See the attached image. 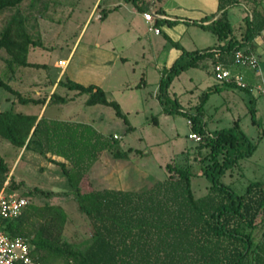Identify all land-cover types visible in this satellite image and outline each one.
Segmentation results:
<instances>
[{
  "label": "rangeland",
  "instance_id": "374dc122",
  "mask_svg": "<svg viewBox=\"0 0 264 264\" xmlns=\"http://www.w3.org/2000/svg\"><path fill=\"white\" fill-rule=\"evenodd\" d=\"M215 2L134 0L122 8V18L100 19L109 0H25L18 8L0 15V31L11 18L21 17L33 41L41 44L29 47L27 61L39 66H14L10 70L6 63L9 57L4 50H0V76L26 98L48 99V91L60 75L63 81L99 85L107 99L119 105L122 117L117 116L110 106H87L86 95H77L75 91L60 86L57 94L69 100L66 103L52 102L46 110L47 117L77 121L104 134L113 146L124 151L132 149L123 159L113 158L110 148L99 153L100 161L87 172L88 181L95 189L119 187L128 191H144L167 177L165 166L169 162L185 164L186 153L182 152L189 151V158L196 156L198 142L188 139L192 132L187 124L188 115L199 113V122L210 133L237 123L256 149L251 156L241 159L228 170L221 182L235 194L242 195L248 184L264 183V95L224 85L206 70L191 68L174 78L165 101V106L169 108L178 102L187 115L166 113L156 93L161 75L167 71L163 59L171 44L178 42V46L192 52L217 45L218 41L208 30L185 22L171 25L159 23L154 27L160 33L156 35L158 33L150 30L151 26L142 17L143 12L150 13L151 7L155 11L162 7L171 16L197 17L199 13L213 11ZM241 7L231 8L228 13L236 37L242 33L241 19L246 14L243 5ZM247 8L251 10L252 5H247ZM117 33L123 34L122 42H109L108 36ZM258 40L264 49V34ZM135 44L144 48L145 58L129 55L125 62L117 59L106 63L96 49L99 45L104 52L110 53L113 49L115 54H121L125 48ZM62 60H67L64 67ZM263 66L264 62H261V68ZM242 71H245L248 80L258 79L257 73ZM142 79L144 82L141 83ZM208 90L212 91L202 108L198 109ZM39 105L19 104L13 95L0 88V111L12 108L15 112L36 113ZM205 153L206 149L201 151V154ZM48 155L43 157L25 152L0 138V156L9 168L8 180L20 184L14 192L24 197L28 205L54 204L61 207L67 216L65 240L84 248L90 243L91 228L86 217L78 211L72 196L45 198L28 195L34 188L72 190L60 167L48 161L51 157ZM54 158L63 161L62 158ZM67 166L70 168L69 163ZM194 170L197 175L192 178L191 188L194 197L199 198L208 193L210 184L200 175L196 163Z\"/></svg>",
  "mask_w": 264,
  "mask_h": 264
},
{
  "label": "trees",
  "instance_id": "16d2710c",
  "mask_svg": "<svg viewBox=\"0 0 264 264\" xmlns=\"http://www.w3.org/2000/svg\"><path fill=\"white\" fill-rule=\"evenodd\" d=\"M24 1L0 0V15L18 8ZM216 3L214 15L189 23L208 30L218 44L192 52L182 50L180 57L161 75L158 98L166 113L186 114L178 102L171 108L165 106L168 88L175 77L191 68H210L211 72L217 62L214 51L220 53V61L230 65L235 51L253 52L255 39L264 33V0H216ZM241 5L246 14L237 39L228 13ZM247 5H252V9ZM40 45L33 41L21 17L11 18L0 31V50L8 55L6 63L10 70L14 66H39L29 63L27 54L29 47ZM57 85L86 95L87 106H110L117 116H123L119 105L108 100L105 92L95 85L83 86L62 79ZM0 88L22 105H44L47 101L23 97L1 76ZM210 91L203 95L198 109ZM66 101L55 92L48 99V103ZM199 115H188L191 131L201 137L195 148L196 156L189 158V151L182 152L186 153L185 164H166L167 177L147 190L122 191L93 188L87 172L107 148L113 150L115 159L128 157L131 148L122 151L109 138L81 123L38 119L37 115L15 112L12 108L0 111L1 139L20 150L63 159L60 162L49 157L48 161L60 167L72 190L34 188L28 195L72 196L91 228L90 243L80 248L64 238L67 216L61 207L29 204L21 216L5 223L7 231L11 236L26 238L31 258L40 264H264V183H250L242 195H237L221 182L228 170L254 153L256 145L237 123L206 132ZM204 149L206 153L201 154ZM195 163L210 184L208 193L199 198L194 197L191 188L192 178L197 175ZM8 172L0 156V190L7 182V192H14L20 184L8 180Z\"/></svg>",
  "mask_w": 264,
  "mask_h": 264
},
{
  "label": "built area",
  "instance_id": "2783aa9c",
  "mask_svg": "<svg viewBox=\"0 0 264 264\" xmlns=\"http://www.w3.org/2000/svg\"><path fill=\"white\" fill-rule=\"evenodd\" d=\"M143 17L146 22L153 23L156 16L150 11V13L143 14ZM152 29L155 33L159 32L156 28L151 27L150 30ZM214 56L217 58V62L212 66L211 74L216 81L222 84L234 85L240 89L252 90L245 82L243 75L235 69L256 71L260 62L256 53L237 50L233 53V62L230 65H225L220 61L218 51H214ZM255 88L264 93L263 88L259 86ZM187 124L191 127L189 120ZM188 138L195 142L201 141V137L194 132H190ZM6 185L7 182L0 190V264H40L31 258L27 239L20 236H11L6 229L5 223L21 216L28 205V201L21 195L15 192H7Z\"/></svg>",
  "mask_w": 264,
  "mask_h": 264
},
{
  "label": "crops",
  "instance_id": "0c3cea01",
  "mask_svg": "<svg viewBox=\"0 0 264 264\" xmlns=\"http://www.w3.org/2000/svg\"><path fill=\"white\" fill-rule=\"evenodd\" d=\"M98 0H96V2H97ZM125 1V3H123ZM129 1H131V2H133L132 0H109V3L107 4V9H103V10H106V11H103V14H102V16L100 17V19H102V18H104V19H108L109 17H113L114 19L115 18H122L123 16V14H122V12H123V9L125 8V6H126V4L128 5V3H129ZM239 8H242L241 6H238ZM123 8V9H122ZM245 9V8H244ZM150 11H152L155 15H157L155 18H154V20H153V23L151 22V23H149V22H146L145 20H144V17H143V14H145V13H148V12H143L142 13V17H143V20H144V22L145 23H147V24H149L151 27H155L157 24H159V23H163V22H166L167 23V25H171V24H174V23H176V22H185V23H189V22H191L192 20H199V19H201V18H203V17H205V16H211V15H214L216 12H217V3L215 2V9L213 10V11H211L210 13L208 12H205V13H199V15H197V17H191V16H188V17H186V16H182V15H174V16H171V15H169L167 12H166V10H164L162 7L161 8H159L157 11H155V10H153L152 9V7L150 8ZM106 12H107V14H106ZM122 14V15H121ZM112 18V19H113ZM175 20H178V21H175ZM230 20V19H229ZM241 21H242V19H241ZM231 22V21H230ZM191 24V23H190ZM205 24H207V23H205ZM232 24V23H231ZM122 33V32H121ZM121 33H117V34H111L110 36L111 37H109L108 36V41L110 42V41H112V42H116V43H120V42H122V36H123V34H121ZM160 33H158V34H156V35H159ZM262 34H264V33H262ZM110 38V39H109ZM237 39L239 38V37H236ZM260 38V36H258L256 39H255V41H254V53H256L258 56H259V59H260V61L261 62H264V49H262L263 48V46H261L260 44H259V39ZM124 41H125V38H124ZM176 44V45H175ZM177 44H178V42H174L173 44H171V46H170V49L168 50V52L166 53V55H165V57H164V59H163V66H164V69L165 70H168L172 65H173V63L180 57V55H181V53H182V50H185L184 48H182V46H177ZM215 46V45H214ZM204 48H207V47H204ZM204 48H202V49H204ZM96 49H97V54L98 55H100L103 59H105L106 60V63H113V62H115V60H117V59H120L121 61H123V62H125V61H127L128 60V56L129 55H135V56H137V57H142V58H145L144 56H145V53H144V48L142 47V46H139L138 44H135V46L133 45V46H130L129 48H125L124 49V53H121V54H115V51L113 50V49H111V52L109 53L108 51H106V52H104L103 50H100V47H99V45H96ZM198 50H201V49H198ZM256 50V51H255ZM185 51H187V52H190V51H188V50H185ZM258 51L260 52V53H258ZM261 62H259V68L256 70V71H253V72H255V73H257L258 75V79L257 80H248L247 78H248V76L245 74V71L243 72L242 70H244V69H239V70H236L235 69V71H238V72H240L242 75H243V77H244V80H245V82L248 84V86H249V88H252V90L251 91H249L248 89H241V90H244V91H247V92H249V93H252V92H255V93H258V94H260V95H264V93H262L261 91H259V90H257L255 87L256 86H259L260 88H263L264 89V80H263V74H264V66L261 68ZM105 63V62H104ZM61 65L64 67V66H66L67 65V60H62L61 61ZM158 66V64H156V67ZM204 70H206L208 73H210L211 74V72H210V68H208V69H204ZM245 70H247V69H245ZM248 71H250V70H248ZM66 72H64V74H65ZM61 76L59 75V76H57L56 78H55V80H54V82H53V84L51 85V87H50V89H49V91H48V93H49V97H50V95L52 94V93H56L57 94V90H58V88L60 87V86H58L57 84H58V82H59V80L60 79H62V78H60ZM178 77V76H177ZM176 78V77H175ZM174 80V79H173ZM173 80H172V82H173ZM72 81V80H71ZM73 82H75V81H73ZM142 82H144V79H142L141 80V83ZM76 83H78V82H76ZM140 83V84H141ZM80 84V83H79ZM172 84V83H171ZM82 85V84H81ZM89 85H95V86H97V87H99L100 88V86L99 85H97V84H93V83H91V84H89ZM224 85H227V84H224ZM83 86H86V85H83ZM88 86V85H87ZM227 86H231V85H227ZM231 87H235V86H231ZM237 88V87H236ZM102 89V88H101ZM238 89H240V88H238ZM103 90V89H102ZM168 90H169V88H168ZM169 92V91H168ZM77 94V93H76ZM158 95H159V86H158V92L156 93V97L158 98ZM60 96V95H59ZM49 97H48V99H49ZM61 97H63V96H61ZM66 99H67V101L69 100L67 97H65ZM48 99H47V101H46V103L44 104V105H39L40 106V108H39V110L36 112V113H29V114H32V115H37V117H38V119H40L41 117H44V118H46V119H49V120H58V121H70V122H77V121H73V120H70V119H67V120H59V119H57V118H55V117H47L45 114H46V110H47V107L49 106V104L50 103H48ZM66 101V102H67ZM52 103V102H51ZM199 105V104H198ZM95 106V105H94ZM181 107V106H180ZM182 108V107H181ZM183 110V109H182ZM25 114V113H24ZM28 114V113H27ZM190 129H191V127H190ZM206 132H208V131H206ZM98 133H100L101 135H103V136H105L104 134H102L101 132H98ZM208 133H210V132H208ZM116 136H114V138H115ZM189 139V138H188ZM23 151H24V149H22ZM105 151V150H104ZM122 151H124V150H122ZM26 152V151H25ZM28 152H32V151H28ZM103 152V151H102ZM101 152V153H102ZM24 153V152H23ZM23 153H21L20 155H23ZM32 153H34V154H37V153H35V152H32ZM19 155V156H20ZM37 155H39V154H37ZM40 156V155H39ZM50 155H48V157H49ZM53 160H56L55 158H54V156H52L51 157ZM56 158H58V159H61L60 157H56ZM100 159H101V157L99 156L98 158H97V160H96V164L98 163V161H100ZM56 161H60V160H56ZM105 173H107V172H105ZM69 188V187H68ZM99 189H104V188H99ZM105 189H113V190H122V191H128V190H126L125 188H119V187H113V188H111V187H105ZM64 190H67V189H64ZM55 198H59V197H55Z\"/></svg>",
  "mask_w": 264,
  "mask_h": 264
}]
</instances>
